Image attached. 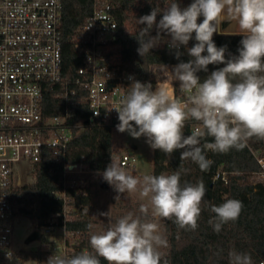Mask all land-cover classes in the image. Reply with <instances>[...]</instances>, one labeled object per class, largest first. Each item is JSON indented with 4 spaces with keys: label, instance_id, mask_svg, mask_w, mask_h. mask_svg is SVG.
<instances>
[{
    "label": "clouds",
    "instance_id": "9594fccd",
    "mask_svg": "<svg viewBox=\"0 0 264 264\" xmlns=\"http://www.w3.org/2000/svg\"><path fill=\"white\" fill-rule=\"evenodd\" d=\"M163 2L164 8H153L137 20V24L146 25L138 33L137 51L143 57L149 54L161 32L171 37L169 46L176 49L187 46L195 33L196 43L187 49L192 59L177 64L170 72L166 70L170 82H180L186 99L176 98L159 83L153 90L150 83L129 77L133 80L130 90L113 108L118 113L116 127L133 138L146 137L153 150L168 156L182 149L181 161L190 159L206 172L214 161L206 157L205 150L226 154L232 149H243L253 137L264 140V0H193L186 8H181L176 0ZM159 13L162 18L157 24ZM200 17L202 22H198ZM224 21L235 24L236 34L243 37L238 55L228 59L226 49L218 48L213 41ZM153 25L159 31L150 37ZM180 55L177 51V59ZM210 64L225 66L201 82L197 73L207 72ZM190 120L199 122L201 127L185 136ZM206 137H211L212 142L202 144ZM181 171L135 177L112 159L102 176L117 193H132L139 188L141 196L150 199L153 216L174 218L180 228L194 231L207 189L203 180L182 186ZM242 209V201L234 198L219 206L211 205L215 218L209 223L219 233L224 224L238 220ZM141 212L146 214L147 207L142 206ZM87 227L91 230L93 225ZM166 243L157 223L142 221L129 213L104 230L93 232L89 250L70 256L55 253L46 264H101V259L106 264H161L159 248ZM229 258L230 264H253L246 252L230 251Z\"/></svg>",
    "mask_w": 264,
    "mask_h": 264
},
{
    "label": "trees",
    "instance_id": "16d2710c",
    "mask_svg": "<svg viewBox=\"0 0 264 264\" xmlns=\"http://www.w3.org/2000/svg\"><path fill=\"white\" fill-rule=\"evenodd\" d=\"M113 5L118 26L116 39L109 55L115 65L135 75L138 81L150 83L155 87V81L150 77L151 68L160 65H174L188 62L192 59L187 49L194 46L195 33L187 46L179 49L167 44L157 43L144 57L138 54L140 47L138 33L146 25L137 24L140 17L150 14L153 8H164L163 0H107ZM181 8L189 6L193 0H176ZM92 0H64L62 14V79L44 84L43 113L45 117L64 115L68 112L71 120L81 123L74 136L69 141L64 160L49 159L35 165L34 180L31 183L18 185L12 190L15 204H19L17 213L29 215L37 220L33 238L39 241L36 248H21L16 255L21 264L28 260H37L38 264H46L51 256V249L46 244V237L41 229L44 220L53 212L63 211L67 206L71 219L66 222L73 235L68 238L73 254L89 250L91 230L87 225L92 224V216L86 207L91 202L93 181L85 174L105 171L115 161L114 132L119 123L118 115L107 123L87 122L90 114L88 91L77 84L81 77L79 69L84 66L82 53L74 49L72 42L80 34L87 17L92 13ZM162 13L157 15V24ZM203 17L198 19L202 22ZM158 28L153 25L148 36L155 37ZM160 37L171 40L166 32ZM148 37H145L147 39ZM242 35L236 33H216L213 36L215 45L224 47L226 59L238 55ZM181 55L179 59L176 52ZM206 55L207 53H203ZM224 64H210L207 72L199 71L197 75L201 82L212 71L223 68ZM75 89L76 95L72 102H67L64 93ZM192 125L187 123L184 135H191ZM204 142H212L206 137ZM253 149L264 147V140L253 137L246 142L241 150L232 149L226 154L205 150L208 159L214 161L209 171L202 172L199 166L190 159L181 161L182 149L174 151L171 156L160 150L152 149V175L171 174L181 170L180 182L196 184L203 180L206 195L201 205V214L196 230L180 228L173 219L166 221V234L169 251L161 255V264H230V251L246 252L251 255L253 264L264 260V184L257 182L255 172L259 164L252 153ZM120 159V157H119ZM82 163L84 172H67L69 164ZM118 164L120 165L119 161ZM121 166V165H120ZM218 171L226 172V180L222 175L215 178ZM65 194L66 200L58 195ZM238 199L243 203L242 212L235 222L224 224L219 233L213 230L209 223L214 220L211 205L219 206L227 199ZM101 264H106L101 259Z\"/></svg>",
    "mask_w": 264,
    "mask_h": 264
},
{
    "label": "built area",
    "instance_id": "2783aa9c",
    "mask_svg": "<svg viewBox=\"0 0 264 264\" xmlns=\"http://www.w3.org/2000/svg\"><path fill=\"white\" fill-rule=\"evenodd\" d=\"M92 13L72 42L82 53L84 66L77 84L88 91L90 114L87 122L107 123L117 116L115 109L130 89L135 75L121 70L109 55L116 39L118 21L113 5L107 0H92ZM64 0H0V264H16L15 221L19 204H15L12 190L18 185L20 163L35 165L49 159L64 160L67 145L81 123L71 120V115L45 117L43 113L44 84L62 79V14ZM160 37L158 43L169 45ZM174 65L151 68L150 77L155 90L160 80L157 71ZM164 82L169 93L186 99L178 80ZM138 81V80H137ZM161 82L159 83V85ZM75 89L66 85L64 96L72 102ZM96 112L99 114L97 115ZM192 131L201 127L190 120ZM259 170L257 182L264 184V147L253 149ZM121 167H135L137 158L132 153L120 156ZM67 172H84L83 164H69ZM226 172L218 171L215 178ZM66 200L65 194H59ZM67 206L63 211L51 213L45 220L41 234L51 249V256L73 255L68 238L73 235L66 222L71 219ZM264 264V260L260 262Z\"/></svg>",
    "mask_w": 264,
    "mask_h": 264
},
{
    "label": "rangeland",
    "instance_id": "374dc122",
    "mask_svg": "<svg viewBox=\"0 0 264 264\" xmlns=\"http://www.w3.org/2000/svg\"><path fill=\"white\" fill-rule=\"evenodd\" d=\"M236 30V29H235ZM223 33H234L236 31H223L219 30ZM173 67H169L164 70H156L157 71V80H160V87H164V77L167 71H171ZM167 70V71H166ZM169 81V80H167ZM115 136V149H116V157L115 162L118 163L119 157L123 153H132L137 158V163L135 167H126L124 168L126 172L135 176L142 177L146 174H152L153 169V161H152V148L147 142V138L141 136L136 139L133 138L127 131L119 132L117 129L114 132ZM19 173L17 174L18 182L21 185L25 183H31L34 180L33 173L29 170L31 165L28 163H20ZM104 171H99L96 173L85 174L88 178L93 181L92 193H91V202L86 210L89 211L92 216V231L100 232L108 227L110 223H114L119 218L131 213L136 217H140L142 221L145 222H154L159 226V234L166 240V246L159 248V252L161 255L166 254L169 251V242L166 234V218L155 217L153 216L152 207L150 204V199L146 197H142L140 194L139 188L137 191L132 193H117L114 188L109 185L103 179ZM119 195L120 199L116 200V197ZM20 206V205H19ZM147 207V213L141 212V207ZM109 212V213H108ZM102 213H108V216L101 215ZM37 220L32 218L29 215L19 214L17 213V218L15 221V233L14 238L16 242V251L22 248V244L30 240L31 234H33L36 230ZM39 245V241L37 239H31V242L27 246V249L36 248ZM16 253V252H15ZM16 264H21L19 258L16 260ZM24 264H38L37 260H28Z\"/></svg>",
    "mask_w": 264,
    "mask_h": 264
},
{
    "label": "bare ground",
    "instance_id": "6f19581e",
    "mask_svg": "<svg viewBox=\"0 0 264 264\" xmlns=\"http://www.w3.org/2000/svg\"><path fill=\"white\" fill-rule=\"evenodd\" d=\"M220 29H222L223 31H230V32H233V31H236V26L235 24H230L228 21L226 24H223V22L221 23L220 25Z\"/></svg>",
    "mask_w": 264,
    "mask_h": 264
},
{
    "label": "crops",
    "instance_id": "0c3cea01",
    "mask_svg": "<svg viewBox=\"0 0 264 264\" xmlns=\"http://www.w3.org/2000/svg\"><path fill=\"white\" fill-rule=\"evenodd\" d=\"M227 23V21H224L223 22V24H226ZM220 32V31H219ZM221 33H223V32H221ZM234 33H236V32H234ZM228 34V33H227ZM31 239H34L33 238V234H31V237H30V240L29 239H27V241H25L23 244H22V248H27V246L29 245V243L31 242ZM15 246L17 247V245H16V242H15ZM21 249V248H20Z\"/></svg>",
    "mask_w": 264,
    "mask_h": 264
},
{
    "label": "water",
    "instance_id": "95a60500",
    "mask_svg": "<svg viewBox=\"0 0 264 264\" xmlns=\"http://www.w3.org/2000/svg\"><path fill=\"white\" fill-rule=\"evenodd\" d=\"M218 33H221V32L218 31Z\"/></svg>",
    "mask_w": 264,
    "mask_h": 264
}]
</instances>
